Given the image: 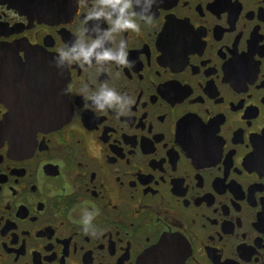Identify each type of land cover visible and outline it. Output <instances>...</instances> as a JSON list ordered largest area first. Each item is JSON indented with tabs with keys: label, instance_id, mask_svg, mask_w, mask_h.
Returning <instances> with one entry per match:
<instances>
[{
	"label": "flooded vegetation",
	"instance_id": "flooded-vegetation-1",
	"mask_svg": "<svg viewBox=\"0 0 264 264\" xmlns=\"http://www.w3.org/2000/svg\"><path fill=\"white\" fill-rule=\"evenodd\" d=\"M103 3L0 0L7 61L120 57L58 58L68 120L19 139L35 91L3 75L0 264H264V0H132L138 28ZM102 85L134 103L99 109Z\"/></svg>",
	"mask_w": 264,
	"mask_h": 264
},
{
	"label": "water",
	"instance_id": "water-1",
	"mask_svg": "<svg viewBox=\"0 0 264 264\" xmlns=\"http://www.w3.org/2000/svg\"><path fill=\"white\" fill-rule=\"evenodd\" d=\"M4 49L0 48V90L9 88L1 82L4 74L12 72L14 77H7V80L15 82L10 86L12 92L22 91L23 82L28 83L25 86L27 90L35 91L34 95H17L21 116L15 120L12 115L4 122L10 129V136L19 139L37 131L55 129L66 122L70 112L67 109L64 70L59 61L34 51L25 56L24 63L7 61L14 55Z\"/></svg>",
	"mask_w": 264,
	"mask_h": 264
},
{
	"label": "clouds",
	"instance_id": "clouds-1",
	"mask_svg": "<svg viewBox=\"0 0 264 264\" xmlns=\"http://www.w3.org/2000/svg\"><path fill=\"white\" fill-rule=\"evenodd\" d=\"M132 0H105V3L98 4L96 10L89 13L90 16H99L101 14L109 15L114 17V24L119 26L131 25L134 28L139 26L134 20L129 19V17L134 16L135 13L131 12ZM146 22H151V16H146L143 18ZM102 44V40L97 39L90 44L81 41L71 47L68 50L60 49V57L53 56V60L62 62L69 58L75 60L90 61V58L93 55H96L98 60H103L105 58H117L115 53L110 50H105L102 52H96V49L99 48ZM122 55V54H121ZM94 100L99 109L104 110L107 107H118L123 109L126 105L134 103V100L131 98H125L123 95L118 93L114 88H110L107 85H102L100 90L89 97ZM91 219V216H88L85 219V224L87 225ZM87 231V227L85 228Z\"/></svg>",
	"mask_w": 264,
	"mask_h": 264
}]
</instances>
